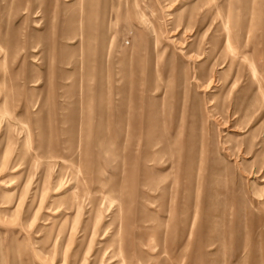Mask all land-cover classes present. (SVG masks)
<instances>
[{
  "label": "rangeland",
  "instance_id": "1",
  "mask_svg": "<svg viewBox=\"0 0 264 264\" xmlns=\"http://www.w3.org/2000/svg\"><path fill=\"white\" fill-rule=\"evenodd\" d=\"M0 264H264V0H0Z\"/></svg>",
  "mask_w": 264,
  "mask_h": 264
}]
</instances>
